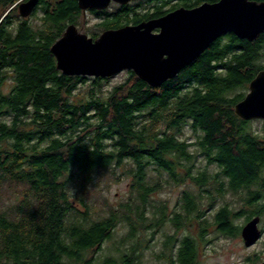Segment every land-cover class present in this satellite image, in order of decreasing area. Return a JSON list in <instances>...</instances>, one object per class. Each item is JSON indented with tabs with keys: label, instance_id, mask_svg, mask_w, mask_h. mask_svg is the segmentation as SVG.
<instances>
[{
	"label": "trees",
	"instance_id": "16d2710c",
	"mask_svg": "<svg viewBox=\"0 0 264 264\" xmlns=\"http://www.w3.org/2000/svg\"><path fill=\"white\" fill-rule=\"evenodd\" d=\"M15 1L0 0V87L13 83L7 93L0 88V199L10 189L16 197L0 208V264H144L139 235L166 222L175 232L166 235L157 257L198 264L210 226L237 236L242 226L236 219L264 215V121L258 128L259 119L234 112L264 69V32L253 41L221 36L159 87L128 71L106 96L108 78H92L86 95L76 98L90 78L63 75L50 48L69 23L80 24L77 1L41 0L32 29L14 23V11L2 17ZM204 1L218 0L179 5ZM119 7L96 25L103 30L137 22L164 4L133 0ZM110 167L132 176L130 200L104 215L93 213L83 195L94 175ZM150 168L155 176H148ZM186 179L199 191L184 190L172 212L167 203L150 200L166 184ZM227 193L239 196L238 209L225 203L208 218L207 209ZM193 223L196 236L178 237ZM119 224L127 230L115 242L117 253L99 258Z\"/></svg>",
	"mask_w": 264,
	"mask_h": 264
},
{
	"label": "water",
	"instance_id": "95a60500",
	"mask_svg": "<svg viewBox=\"0 0 264 264\" xmlns=\"http://www.w3.org/2000/svg\"><path fill=\"white\" fill-rule=\"evenodd\" d=\"M39 0L19 5L29 16ZM133 0H77L78 7L103 10L111 2L125 5ZM159 29L158 33L153 30ZM264 32V0H218L193 8L180 7L159 18L103 31L95 40L69 24L50 48L56 69L66 76L109 78L133 71L142 82L159 87L192 64L222 35L255 40ZM243 120L264 121V69L248 85L245 97L234 105ZM260 217L241 228L243 243L250 247L261 237ZM264 264V262L256 263Z\"/></svg>",
	"mask_w": 264,
	"mask_h": 264
},
{
	"label": "rangeland",
	"instance_id": "374dc122",
	"mask_svg": "<svg viewBox=\"0 0 264 264\" xmlns=\"http://www.w3.org/2000/svg\"><path fill=\"white\" fill-rule=\"evenodd\" d=\"M38 16H41L39 14ZM89 22V24L96 23L95 17L86 13L85 18L81 17L80 23ZM36 19L34 23H36ZM85 23L82 24V28H85ZM80 25V24H79ZM77 27V26H76ZM96 30L94 29V32ZM87 34V33H86ZM264 63V60L262 61ZM129 76L128 71H123L113 77H109L102 85L104 96L116 85L124 82ZM81 77V76H80ZM80 83L79 87L75 91L76 98L85 96V92L90 88L92 78ZM12 79L4 81V84L0 87L3 93L9 92L12 86ZM248 92V91H247ZM262 120L255 125L261 127ZM190 129L186 130L187 135L190 134ZM216 168L210 167L211 173ZM125 172V173H124ZM148 176H155L152 168L148 169ZM132 182V176L127 175L123 167H110L106 170H101L99 173L94 175V182L88 185L87 192L83 195L85 200L90 203L93 207V213H107V210L118 207L125 201L130 200L131 189L130 184ZM186 189H192V191H199V187L193 183L192 180L186 179L180 183H168L164 189L159 193H154L150 196V200L156 203L165 202L167 203L168 211L171 212L177 208L178 200L181 194ZM15 192L10 190L2 191V197L0 199V208H6L8 204L15 202ZM16 193H18L16 191ZM74 193L78 196V192L74 190ZM19 194V193H18ZM204 198V197H203ZM202 206L209 207L207 199H203L201 202ZM225 203L231 204L235 209H238L241 204L238 195L227 193L223 197H218L214 201L212 212L218 211L219 207L224 206ZM77 207L83 209L82 205L77 203ZM211 212V214H212ZM208 218L209 215H208ZM261 221L259 227L263 229L262 238L253 246L247 247L241 237V231L237 236H224L214 231V227L208 228V233L205 235L206 242L199 244V258L198 264H256L264 262V215L260 216ZM244 217H240L235 220V223L242 227L246 224ZM241 227V228H242ZM198 225L193 223L189 228H182L178 233V237L185 233H191L193 236L198 232ZM127 228L123 224H119L116 232L113 236V240H107L103 243L101 251H98L96 256L103 258L106 255L116 254L115 242L119 240L122 235L126 232ZM175 230L172 225L166 222L162 227H158L153 230H145L144 233L139 235L138 241L142 242V262L144 264H167V260L163 261L157 257V254L163 249V241L167 234H174ZM114 245V246H113ZM113 247V248H112ZM257 260V262L255 261Z\"/></svg>",
	"mask_w": 264,
	"mask_h": 264
},
{
	"label": "flooded vegetation",
	"instance_id": "af4514ba",
	"mask_svg": "<svg viewBox=\"0 0 264 264\" xmlns=\"http://www.w3.org/2000/svg\"><path fill=\"white\" fill-rule=\"evenodd\" d=\"M27 0H16L7 10H6V13H4L3 14V16L2 17H5V15L7 14V13H9L10 11H14V13H16L17 15H16V20L14 21V23L15 22H17V23H22V24H25V25H27V26H29L31 29H32V26H33V23H34V19L39 15V14H41V8H42V2H41V0H39L38 1V4H37V6L35 7V9L32 11V13L29 15V16H27V17H22L21 15H20V13H19V5L21 4V3H23V2H26ZM77 1V0H76ZM161 1H163V4H164V7L162 8V9H160L159 7H154V8H152V10H150L149 11V13H150V15H154V16H151V17H148V18H143V19H140L139 21H137V22H131V23H126V24H123V25H127V24H137V23H140V21L142 22V21H147V20H149V19H153V18H159V17H162V16H166V14L167 13H169V12H171V11H173V10H175V9H178V8H180V7H184V8H193V7H196V6H198V5H196V6H193V7H186V6H183V5H179V0H161ZM204 2H210V1H204ZM204 2H202L201 4H203ZM215 2V1H214ZM216 3V2H215ZM78 5V4H77ZM200 5V4H199ZM119 6H122L121 4H118V3H115V2H111L110 3V5L106 8V9H103V10H96V9H87V10H85V11H83V10H81L79 7V10H80V12H81V17H83V18H85V15H86V13L87 14H89V16L90 15H92L93 17H95L96 18V20H98V22H96L95 24L94 23H92V24H89V22H87V23H85V20H83V23L81 22L80 23V25H76V24H74V25H76L77 26V28H78V30L79 31H81V32H83L84 34H86L87 33V35H88V37H90L91 36V38H93L94 40L101 34V33H103V31H105V30H108V29H116V28H103V30L102 29H100L101 27L99 26V25H96V24H98V23H102V20L105 18V17H107V18H112L113 17V13H112V11H113V9L115 8V7H117V8H121V7H119ZM156 14V15H155ZM108 15V16H107ZM14 24L15 26L14 27H17L19 24ZM85 23V28H82V24H84ZM69 24H73V23H69ZM68 24V25H69ZM67 25V26H68ZM122 25V26H123ZM26 26V27H27ZM66 26V27H67ZM92 26V27H91ZM119 27H121V26H119ZM119 27H117V28H119ZM17 29H18V27H17ZM66 29V28H65ZM94 29L95 30H98V31H95V33H94ZM159 29H156V30H153V32L154 33H158L159 31H158ZM64 32H65V30H64ZM63 32V33H64ZM229 34V33H228ZM63 35V34H62ZM61 35V36H62ZM226 35V34H225ZM225 35H222V36H225ZM60 36V37H61ZM59 37V38H60ZM58 38V39H59ZM220 38V37H219ZM217 40V39H216ZM199 58V57H198ZM197 60V59H196ZM195 60V61H196ZM56 61V60H55ZM194 61V62H195ZM193 62V63H194ZM126 71H129V70H126ZM94 78V77H93ZM104 79V78H103ZM179 204H177L176 206H178ZM210 212H212V209L211 208H208L207 209V214H209ZM211 214V213H210ZM210 214H209V216H210ZM260 217V216H259ZM260 221H261V218H260ZM259 224H260V222L258 223V227H259ZM259 229L261 230V237H260V239L262 238V235H263V229H261L260 227H259ZM259 239V240H260ZM258 240V241H259ZM257 241V242H258ZM256 242V243H257ZM255 243V244H256ZM254 244V245H255ZM253 246V245H252ZM251 247V246H250Z\"/></svg>",
	"mask_w": 264,
	"mask_h": 264
}]
</instances>
